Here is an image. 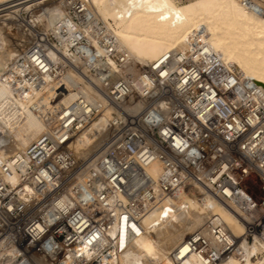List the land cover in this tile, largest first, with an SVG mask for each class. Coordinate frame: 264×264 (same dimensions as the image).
Listing matches in <instances>:
<instances>
[{
	"label": "built area",
	"instance_id": "2783aa9c",
	"mask_svg": "<svg viewBox=\"0 0 264 264\" xmlns=\"http://www.w3.org/2000/svg\"><path fill=\"white\" fill-rule=\"evenodd\" d=\"M239 1L264 16L253 1ZM26 24L34 36L0 67V80L23 93L42 92L74 72L82 82L71 89L88 86L96 95L80 91L68 106L42 114L45 131L24 152L0 160L3 176L19 178L16 186L0 179V264H117L128 240L144 231L143 217L191 189L233 211L247 242L264 239L261 88L203 42L128 74L132 60L82 0H63L50 27ZM107 107L105 146L95 167L75 178L74 136ZM155 162L163 172L153 179L145 168ZM252 175L261 182L260 196L248 190ZM226 233L216 217L209 219L171 258L182 263L194 255L201 264H218L234 251Z\"/></svg>",
	"mask_w": 264,
	"mask_h": 264
},
{
	"label": "bare ground",
	"instance_id": "6f19581e",
	"mask_svg": "<svg viewBox=\"0 0 264 264\" xmlns=\"http://www.w3.org/2000/svg\"><path fill=\"white\" fill-rule=\"evenodd\" d=\"M34 1L38 2L27 4ZM62 1L51 9L42 10L39 15H32V20L44 22L50 27L62 15ZM83 1L95 18L97 14L99 18L102 17L101 21L105 22L107 30L115 37L119 49L128 54L132 63L144 67L166 53L190 52L193 44L203 42L221 57L227 67L234 69L243 79L252 81L264 92V16L247 10L239 0H193L183 5L173 0ZM41 3V0H0V6L11 5L4 9L11 11L0 15L1 68L7 67L27 45L15 38L10 42L12 49L6 53L8 23L18 19L20 11ZM256 4L263 7L262 4ZM30 35L34 36V33L31 31ZM132 66L126 70L128 74H132ZM12 81L15 82L14 79ZM73 82L78 84L82 79L80 75L68 72L42 92L23 93L15 90L9 81L0 80L1 161L15 152H24L45 131L42 114H53L61 105L68 106L80 91H84L90 99L95 97V92L88 86L78 88V92L73 91ZM59 93L63 95L58 97ZM139 108L140 103H137L133 111ZM111 111L107 107L102 115L74 136L71 148L76 170L80 169L78 178L87 168L95 167L105 146L101 144ZM95 141L97 146L91 148L95 159L92 162L90 158L83 160L86 166L81 161L77 162L75 155H83ZM98 145L101 146L99 149ZM145 171L156 179L163 168L155 162ZM0 179L12 186H16L19 181L18 176L5 177L1 171ZM199 194L202 199L197 197ZM214 217L216 223L226 230L227 240L234 244V251L220 259L218 264H264V239L254 236L249 244L242 220L208 192L195 189L163 201L153 212L143 217L141 226L144 231L139 237L128 240V248L117 264H201L194 255L177 263L171 254L188 236L203 230L206 221ZM114 234L113 231L109 232L110 237ZM121 238L124 239L123 234ZM81 250L86 251L85 248Z\"/></svg>",
	"mask_w": 264,
	"mask_h": 264
},
{
	"label": "rangeland",
	"instance_id": "374dc122",
	"mask_svg": "<svg viewBox=\"0 0 264 264\" xmlns=\"http://www.w3.org/2000/svg\"><path fill=\"white\" fill-rule=\"evenodd\" d=\"M41 1H43V4L41 3V4H38V5H34L33 7H31L32 9L30 8L31 10L29 9V10L20 11L18 13V17H17L18 19L12 20V21H10L8 23V31H7V38H8L7 46L8 47H7V50H6L7 54H8V51L10 49H12L10 42L13 41L15 38L19 39V42L21 41L22 44H24L23 42L28 44L32 40V36L30 35V32L33 31L32 27H29L26 24L29 19H32L31 18L32 15L33 16L39 15L42 12H44V9H51V8L57 6L60 3V0H41ZM173 1L176 2L179 5H183V4L189 3V2H191L193 0H173ZM251 1H253V2L255 1L256 3L262 4L263 7H264V0H251ZM35 2H38V1L29 2L30 4L29 3H27V4L31 5V4H34ZM10 6H11L10 4L1 5L0 6V11L2 10V12H0V15H5L8 11H11L10 9L4 11V9L9 8ZM16 8H19V7H16ZM16 8H14V9H16ZM93 9L95 10V7ZM99 16L97 14V18L96 19L99 20L101 18L99 21L103 20L102 17L99 18ZM101 22L105 25L104 21H101ZM109 22L112 23L111 21H109ZM36 23H37L36 26H38L39 29H41V28L44 29L45 26H46L44 22H36ZM105 27H107V25H105ZM132 64H133V66H132L131 72L133 74H135L137 72V69H139L141 65H139L138 63H134V62ZM141 67H143V66H141ZM96 141H97V139H96ZM96 141L92 145H90L87 150H85L83 155H81V156L80 155H75L77 162H80V161L82 162L83 160L86 161L88 158H90L89 161L92 162V160L95 159L96 155L94 154V152H93V150L91 148L94 147V146H97ZM102 145H103V143L101 144V146ZM101 146H99L98 149ZM98 149L95 150V152L98 151ZM81 164L86 166V163L82 162ZM89 168H91V167H89ZM89 168H87V169H89ZM79 170L80 169H77L74 172L75 178H78L77 174L80 172ZM260 183L261 182H260L259 178L257 176H255V175L250 176L249 179L246 182L249 192L251 194H253L254 196H260L262 194L261 193V189H260V185H261ZM197 197H199V196H197ZM196 210L198 212L199 209L197 208ZM199 213H200V210H199ZM148 233H150V231ZM249 244H251V243H249Z\"/></svg>",
	"mask_w": 264,
	"mask_h": 264
}]
</instances>
